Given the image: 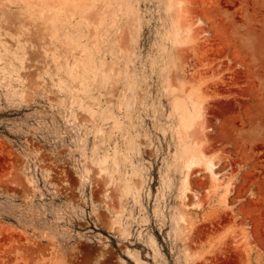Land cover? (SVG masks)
Here are the masks:
<instances>
[{
	"label": "rangeland",
	"instance_id": "1",
	"mask_svg": "<svg viewBox=\"0 0 264 264\" xmlns=\"http://www.w3.org/2000/svg\"><path fill=\"white\" fill-rule=\"evenodd\" d=\"M0 264H264V0H0Z\"/></svg>",
	"mask_w": 264,
	"mask_h": 264
},
{
	"label": "bare ground",
	"instance_id": "2",
	"mask_svg": "<svg viewBox=\"0 0 264 264\" xmlns=\"http://www.w3.org/2000/svg\"><path fill=\"white\" fill-rule=\"evenodd\" d=\"M215 166H216V163H215V161L214 160H212V159H209V161H208V168H209V170L211 171V173H212V177H213V179L215 180V181H221L223 178L221 177V176H219L218 175V173L215 171ZM186 181H187V183H189V174L186 176ZM186 196V195H185ZM184 202H185V204H187L188 202H187V200L186 199H184Z\"/></svg>",
	"mask_w": 264,
	"mask_h": 264
}]
</instances>
